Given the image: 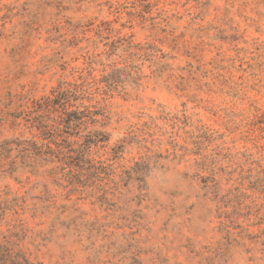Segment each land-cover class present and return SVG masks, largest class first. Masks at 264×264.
<instances>
[{
  "label": "rangeland",
  "instance_id": "1",
  "mask_svg": "<svg viewBox=\"0 0 264 264\" xmlns=\"http://www.w3.org/2000/svg\"><path fill=\"white\" fill-rule=\"evenodd\" d=\"M0 264H264V0H0Z\"/></svg>",
  "mask_w": 264,
  "mask_h": 264
},
{
  "label": "trees",
  "instance_id": "2",
  "mask_svg": "<svg viewBox=\"0 0 264 264\" xmlns=\"http://www.w3.org/2000/svg\"><path fill=\"white\" fill-rule=\"evenodd\" d=\"M70 120H71V118L68 119V123H69ZM73 151H72V149L71 150L70 149H66V151L64 153V158L67 159V162L65 161L64 163L67 164L68 167L70 168L69 173H72V170H75L74 173H73L74 175H80V174L81 175H84V173H83L84 172V169L82 170V167H78L79 165H75V164H72L70 162L74 158L73 157L74 156L73 155ZM82 152L83 151H79V153L77 154L78 156H76V158L79 159V162H84L86 160V156H84V153H82ZM74 166H77L78 169H76ZM135 172H136L137 175L139 174L137 171H135ZM139 180H141V179H139Z\"/></svg>",
  "mask_w": 264,
  "mask_h": 264
}]
</instances>
